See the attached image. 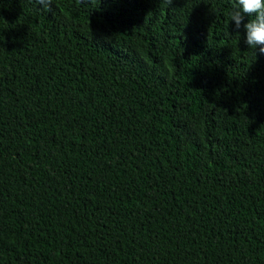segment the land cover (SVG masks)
<instances>
[{
    "label": "trees",
    "instance_id": "trees-1",
    "mask_svg": "<svg viewBox=\"0 0 264 264\" xmlns=\"http://www.w3.org/2000/svg\"><path fill=\"white\" fill-rule=\"evenodd\" d=\"M235 4L0 0V264H264Z\"/></svg>",
    "mask_w": 264,
    "mask_h": 264
},
{
    "label": "clouds",
    "instance_id": "clouds-1",
    "mask_svg": "<svg viewBox=\"0 0 264 264\" xmlns=\"http://www.w3.org/2000/svg\"><path fill=\"white\" fill-rule=\"evenodd\" d=\"M168 2L171 3L172 0ZM37 3L47 9L52 0H37ZM229 15L235 29H244L247 45L258 48L259 52L264 54V0H236ZM245 17L250 18L246 23Z\"/></svg>",
    "mask_w": 264,
    "mask_h": 264
}]
</instances>
